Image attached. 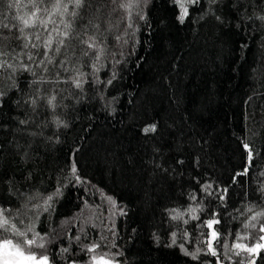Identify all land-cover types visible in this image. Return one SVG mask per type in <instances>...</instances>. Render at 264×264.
<instances>
[{"label":"trees","instance_id":"16d2710c","mask_svg":"<svg viewBox=\"0 0 264 264\" xmlns=\"http://www.w3.org/2000/svg\"><path fill=\"white\" fill-rule=\"evenodd\" d=\"M54 2L0 0L11 65L0 68V210L43 237L32 252L51 264H264V249L234 247L264 242V215L245 228L264 213V0L191 1L183 22L176 0H62L76 17L21 34L18 17L36 4L49 19ZM61 19L71 39L41 65ZM93 36L97 49L82 42Z\"/></svg>","mask_w":264,"mask_h":264},{"label":"snow or ice","instance_id":"6c2138e0","mask_svg":"<svg viewBox=\"0 0 264 264\" xmlns=\"http://www.w3.org/2000/svg\"><path fill=\"white\" fill-rule=\"evenodd\" d=\"M41 3H43V0H40ZM70 2L74 5V8L78 9L80 8L83 3L84 0H70ZM193 2H195V0H193ZM13 7H19L18 4H13L10 5ZM36 11H34L31 16L29 18H24L23 16L18 17V19L22 22V24L24 25L23 28H20V32L21 34L24 33V28L27 27H34L37 23H39L40 25H43L44 28L47 30L48 24L49 23H54V21L51 19L52 16L54 15H59L61 17H63L65 14L71 16V17H76L77 16V12L76 11H72L71 13L68 12V4L67 3H62V0H55V2L52 4V10L51 12L48 11V9H43V11L45 13H47L49 19H40L38 16V13H40L42 10L36 5L33 4L32 5ZM121 7H130L131 5L129 4H121ZM183 7V5H182ZM187 14V9H184V12L181 14V16L179 17L180 21L183 22L185 15ZM60 23L63 25V31H61L59 29V27H54L48 34L47 38L43 41V48L45 49V52L43 53L45 59L40 61L41 65H46V63H52V56L49 55V51L53 50V43L55 42V53L59 54L61 51V48L64 47L66 45V41L71 39V29H72V24L71 22H67L63 19H61ZM98 28V26H95ZM52 33H55L56 35L53 36ZM26 39V43L24 44L25 48H28L29 45H31L32 48H39L41 47L40 44L37 43H31V39L29 37H25ZM35 39L37 41H39L41 39V37L39 35H37L35 37ZM83 43L87 44L88 48L91 49H97L98 45L96 42V37H89L87 40H82ZM100 51H102V49H99ZM87 54V53H85ZM98 58V57H97ZM29 59H33V57L30 55ZM11 67V65H5V64H0V68L2 67ZM45 70H47V68L45 67ZM43 79V78H41ZM76 86L80 87V83L79 81L76 82ZM55 97H52L49 100V103L52 102V100H54ZM33 103H35V101H33ZM154 130V127L153 129ZM147 131V129H146ZM244 147L246 149H249V160L251 159V150L249 148V146L247 144L244 145ZM72 174L75 175L76 174V167L75 165L72 166ZM242 174H246V173H242ZM78 179V177H77ZM59 194V189H57V193L56 195ZM52 197L49 196L48 200L45 201L46 204H48V201H51ZM50 207V205H49ZM45 211H47V208H45ZM189 211H191L193 214L196 212V209H190ZM182 213H177V215L173 216V219H177L179 218V216H182ZM260 215H264V213H257L256 215L252 216L251 219L255 220L257 219L258 216ZM193 219H196L197 217L195 215H193L192 217ZM185 223H187V221H185ZM219 223L218 220L215 219H211L207 221V227L209 229H211L213 227L214 224ZM252 226L254 227L255 225H249L246 224L245 228ZM0 230H3L4 232H11L15 237H22L23 239L21 240H16L14 242L13 239H0V264H49V260L48 257L46 255H42L39 258H37V256L31 252V248L32 246H38L43 248L44 244L43 243H38V239L39 240H43V237H40L38 233H36L34 231V228L32 226H29L28 228H26L25 231H20L15 223H12L5 215L3 210H0ZM260 230L262 232H264V225H261ZM32 232V238L29 239L28 238V233ZM211 237L213 240H215L217 238V233L215 231H213L211 233ZM260 240H264V236L260 237ZM99 247V245L97 244H93L91 247H89L87 250L89 252H95L96 248ZM235 248H243L244 250H246L249 253H256L259 249H264V243H257L255 244V246L253 247H247L245 245H241V244H236L234 245ZM208 249L211 252V254L213 256L216 255L215 250L212 247L211 242L208 243ZM66 251V249H65ZM237 255H239V253H236ZM107 254H103L100 255L99 257H97L96 255H93L92 257V261L93 264H113L112 259L110 258H106Z\"/></svg>","mask_w":264,"mask_h":264},{"label":"rangeland","instance_id":"374dc122","mask_svg":"<svg viewBox=\"0 0 264 264\" xmlns=\"http://www.w3.org/2000/svg\"><path fill=\"white\" fill-rule=\"evenodd\" d=\"M139 1H141V0H139ZM191 1H193V0H176V2H177V4H178V6H179V8H180V10H181V12L183 13L184 12V9L186 8L187 9V13H188V11H189V3H191ZM182 5H183V7H182ZM135 10H136V8H135ZM108 202L110 203V201L108 200ZM254 215H256V214H254ZM253 215V216H254ZM111 217H112V215H110ZM258 218V217H257ZM257 219H255V220H250L249 222H248V224L249 223H254L255 221H256ZM105 227V226H104ZM106 228V227H105ZM107 229H108V227H107ZM28 238L30 239V237L28 236ZM21 239H23L22 237H18V240H21ZM213 239H212V237L210 238V241H212ZM14 242H15V240H14ZM43 243V242H42ZM262 243H264V242H262ZM238 244H241V245H245L244 244V242H238ZM35 246V245H34ZM246 246V245H245ZM254 245H252V246H250V247H253ZM35 247H37L39 250H41V249H43V248H41V247H38V246H35ZM33 250H31V252H32ZM32 253H34L36 256H37V258H39L40 256H38L37 254H36V252H32ZM49 260V259H48ZM113 261V264H121V263H119L118 261H114V260H112ZM49 264H51L50 263V261H49ZM90 264H93V261H91V263Z\"/></svg>","mask_w":264,"mask_h":264}]
</instances>
